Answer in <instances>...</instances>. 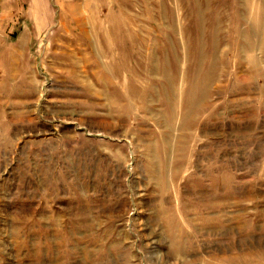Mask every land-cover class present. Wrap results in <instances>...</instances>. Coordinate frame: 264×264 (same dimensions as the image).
Wrapping results in <instances>:
<instances>
[{
  "label": "rangeland",
  "instance_id": "1",
  "mask_svg": "<svg viewBox=\"0 0 264 264\" xmlns=\"http://www.w3.org/2000/svg\"><path fill=\"white\" fill-rule=\"evenodd\" d=\"M0 264H264V0H0Z\"/></svg>",
  "mask_w": 264,
  "mask_h": 264
},
{
  "label": "bare ground",
  "instance_id": "2",
  "mask_svg": "<svg viewBox=\"0 0 264 264\" xmlns=\"http://www.w3.org/2000/svg\"><path fill=\"white\" fill-rule=\"evenodd\" d=\"M228 260V259H227Z\"/></svg>",
  "mask_w": 264,
  "mask_h": 264
}]
</instances>
